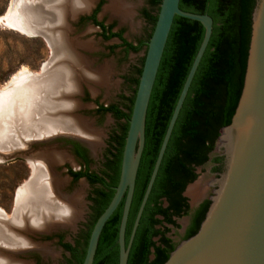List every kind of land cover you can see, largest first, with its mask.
<instances>
[{"label":"trees","instance_id":"obj_1","mask_svg":"<svg viewBox=\"0 0 264 264\" xmlns=\"http://www.w3.org/2000/svg\"><path fill=\"white\" fill-rule=\"evenodd\" d=\"M101 1L91 16L92 22L101 28L104 36L119 38L126 51L140 50L141 43L136 45L128 43L122 38L120 32H111L110 26L107 27L96 20L95 16ZM149 1L151 6L159 10L161 0ZM254 5L255 0L179 1V8L183 11L208 14L213 20L212 33L170 136L139 221L127 264H163L176 247V245H169V240L162 236V232L156 226L163 221L174 224L171 216L179 217L184 214L187 206L186 198L182 196V193L186 185L196 178L194 167L208 159V154L214 149L220 129L230 123L243 85ZM143 14L154 27L157 14L151 16L146 10ZM203 35L204 28L199 22L180 16L174 17L148 104L145 144L128 215L126 242L129 239L173 109ZM140 73L141 67L137 70L136 87ZM133 101L134 97L132 105ZM101 110H113L118 116H122L113 107ZM130 112L128 115L123 114L127 121ZM127 128L128 124L125 127L121 149L117 156L119 164L115 163L114 168L111 166L112 171L117 169L115 174L110 176L112 186L118 183L119 165ZM219 160L220 157L214 158L216 162ZM74 176L75 178L82 176L88 178L86 172L75 173ZM90 179L92 182L96 180L103 182L102 179L93 177ZM112 195H103L106 203H103L96 219L106 208ZM123 202L122 200L118 205L101 232L93 264H118V230ZM158 216H161L162 220ZM196 232L189 234L186 238ZM158 235L161 236L159 244L156 245L153 239ZM66 247L71 249L70 245ZM84 255L85 250L82 254H77L74 257V264H81Z\"/></svg>","mask_w":264,"mask_h":264},{"label":"water","instance_id":"obj_2","mask_svg":"<svg viewBox=\"0 0 264 264\" xmlns=\"http://www.w3.org/2000/svg\"><path fill=\"white\" fill-rule=\"evenodd\" d=\"M179 1L160 2L156 22L146 42L124 140L118 183L110 202L93 224L81 264H93L101 232L122 200L118 264H127L170 136L212 33L213 20L208 14L183 11L179 8ZM175 16L199 22L204 28V35L176 101L126 242L128 215L145 144L148 104ZM61 137L83 141L73 135L58 134L48 138V141L38 140L36 143L51 142ZM7 152H0V161L16 157L15 152ZM215 152H220L215 157L222 158V166L213 181L215 188L209 196L204 218L197 232L183 239L163 264H264V0H255L241 93L230 123L219 131L212 154Z\"/></svg>","mask_w":264,"mask_h":264},{"label":"bare ground","instance_id":"obj_3","mask_svg":"<svg viewBox=\"0 0 264 264\" xmlns=\"http://www.w3.org/2000/svg\"><path fill=\"white\" fill-rule=\"evenodd\" d=\"M92 4L93 0H13L8 14L0 18L3 25L23 33L45 35L53 50V58L39 74L23 70L0 88V152L8 153L18 147L23 149L19 153L22 154L33 140H47L58 134L76 135L94 151L100 146L101 133L85 118L72 115L79 107L73 91L78 93L81 76L89 83L106 86L109 82V67L90 70L89 62L77 53L78 47L88 44L69 37L68 19L87 11ZM132 8L126 0H108L104 11L125 22L131 19ZM15 87L21 92L15 94ZM26 154L31 176L17 190L15 214L7 217L0 209V264H30L19 260L14 250L31 247L46 253L45 245L39 246L42 243L33 242L29 234L26 238L23 233H49L63 226L74 228L82 217L83 187L66 195L62 191L66 181L54 170L69 156L51 148ZM186 193L193 200L199 198V182L190 185Z\"/></svg>","mask_w":264,"mask_h":264},{"label":"rangeland","instance_id":"obj_4","mask_svg":"<svg viewBox=\"0 0 264 264\" xmlns=\"http://www.w3.org/2000/svg\"><path fill=\"white\" fill-rule=\"evenodd\" d=\"M100 0H93L92 6L82 14H78L75 18L68 19V25L70 28L69 37L71 39H77L82 41L84 44H88L87 47H78L77 53L83 56L89 62L90 70H97L105 66L109 67V82L108 85H99L94 83H89L85 78H80L79 87L77 92L73 91V99L79 105V109L72 111L73 116H79L85 118L89 121L92 127L101 133L100 143L101 145L95 151L89 153L90 157V170L96 171L100 167L101 155L106 149L107 141L109 135L118 130L119 124L112 120L110 116L104 115L97 117L94 113L96 108L95 102H99L102 105H109L112 103H118L125 96L130 95L133 90L131 87V79L136 76V70L141 67L142 60L144 59V53L146 47H143L138 52L126 51L123 47L122 42L117 37H108L102 34L99 27L94 25L90 21L79 22L80 18L88 17L94 9L98 6ZM133 8V15L130 20L121 21L120 18L114 17L108 11H104V7L108 4V0H102L100 7L97 11V20L102 22L105 26L111 27V32L122 34V38L132 44H136L139 41L149 39L150 33L152 31V25H150L142 16V11L147 9L152 15H156L158 10L157 7H151L146 0H126ZM13 0H0V18L6 16L11 9ZM107 34V33H106ZM51 58H53V50L45 35L41 34H26L18 31L14 28L3 25L0 21V88L3 89L12 79V77L19 72L26 70L33 74H39L41 68L44 67ZM80 89V90H79ZM13 92H21L18 87L13 88ZM79 114V115H76ZM17 118L16 121H18ZM54 135L53 137H55ZM74 137L76 135H73ZM61 138H55L50 143L48 147L56 149L58 145L56 142ZM33 140V139H32ZM39 139H37L38 141ZM43 140V139H40ZM36 140H33L29 144L30 149L28 152L36 153L39 149L35 146ZM31 145V146H30ZM15 148L12 151L16 157L14 159H8L6 161H0V209L3 210L7 217L11 216L12 213L15 214L16 206V196L17 190L20 186L26 182L31 176V167L28 160L19 154L22 150ZM57 150V149H56ZM59 151L67 154L68 152L60 148ZM66 151V152H65ZM220 152L213 153L212 157L219 156ZM70 156V153L67 154ZM71 166H70V165ZM64 167H72L73 169H79L81 163L73 159V164L70 161H66L55 167V170L65 181L66 186L63 188L64 193L73 194L80 188L83 189V211L82 219L76 222L75 225H82L83 221L87 219L85 213V204L87 201V195L90 192L91 186L87 185L86 181L80 179L79 181L72 182L70 177L65 171ZM212 165L208 162L201 167H197L195 172L197 178L191 182L190 185L199 182L201 188V196L193 200L186 191L184 192L185 198L188 200L191 207H194L198 202L204 197L211 196L215 188L213 184L214 179L217 177L216 174L211 172ZM55 171V172H56ZM84 183V184H83ZM63 191V190H62ZM166 205V202H164ZM187 218H177L175 223L180 227L177 228L176 224H170L167 227V236L174 241V245H178L182 240L180 234L183 233V229L186 225ZM164 226L159 224L156 226L157 229H162ZM38 231L32 233H23L24 237L29 238L41 245L45 250V255L41 253L40 249L36 248H23L19 250H14L17 257L22 259V261H27L30 264H36V261H40L43 264H66L67 255L61 250L51 240L44 239V234H37ZM53 233V232H52ZM73 232L65 230L67 239L70 238ZM32 234V235H30ZM46 235V234H45ZM154 241L158 244V238ZM46 243V244H45ZM20 254H19V253ZM19 254V255H18ZM17 258V259H18ZM69 262V260H68Z\"/></svg>","mask_w":264,"mask_h":264},{"label":"flooded vegetation","instance_id":"obj_5","mask_svg":"<svg viewBox=\"0 0 264 264\" xmlns=\"http://www.w3.org/2000/svg\"><path fill=\"white\" fill-rule=\"evenodd\" d=\"M100 1H99V3H100ZM146 1L149 4V6H151L150 5V1L149 0H146ZM99 3H98V5H99ZM151 7H153V6H151ZM95 9H94V11H95ZM144 10L148 11L147 9H144ZM144 10L142 11L143 18L150 25H152V23L147 18H145L144 14H143ZM94 11L88 17L80 18L79 22H81V23L84 22V21L92 22L91 16L94 13ZM82 13L83 12H81V14ZM150 15L151 16H155V15H152V14H150ZM95 18L97 20V14H96ZM97 27H99V26H97ZM146 42H147V40H142V41L138 42V43H141V45H142L140 50L143 47H146ZM138 43H136V44H138ZM136 44H134V45H136ZM140 50H138V51H140ZM137 70H136V76L133 79H131V87H132L133 90L131 91L130 95L125 96L124 99L120 98V101L118 103H112V104H109V105H102L99 102H95L96 108L94 110V113H95V115L97 117L104 116V115L108 114L110 116V118H112V120H114L115 122H117L119 124L118 130L113 131L108 137L106 149L104 150V152L101 155L100 167L96 171H91L90 170L89 153H90V150L92 152L94 150L91 148V146H90V144L88 142H86L83 139H82L83 141H80V140L75 139V138H72V139L63 138V139L57 140V142H56L58 144L56 146L57 150L60 149V148H63L68 153H70L69 159L64 160L62 163H65L66 161H70L73 164V159L77 160V161H79L81 163V167L79 169H73L72 167H70V168L64 167L65 171L68 174V176L70 177L71 181L72 182H76V181H79L80 179H83V181L87 182V185L91 186L90 192L87 195V201H86L85 210H84L85 213H87V215H86L87 219L83 221V224L82 225H75L76 222H77L76 221L74 223V225H73L74 228L72 226L71 227L70 226L69 227H67V226L58 227V228H56L54 230H51V232L48 235H44V239L51 240L54 243H56L57 246L60 247L61 250L64 252V254L67 255V258H69V259H67L66 264H70V263L74 264V261H75L74 257L77 254H82L84 252V250H86V242L88 241V238H89L91 229L93 227V224L96 221V216L99 213L103 203H106V202H104L105 197H103V195L104 194H113L114 193V187L115 186H112L110 184V176L114 175L115 171H117V169L112 171L111 170V166H112V168H114V164L115 163L119 164V162H117V159H118L117 156H118L119 150L121 149V142H122L123 137H124L125 127L128 124V121L125 118V116H123V114L124 115H128L129 112H130V109H132L131 108L132 107V99H133V97L135 95V90H136L135 81L137 80ZM110 107H113L114 109H116L120 114H122V116H118L117 113L115 111H113V110L112 111L101 110L102 108H110ZM76 115H79V114H76ZM48 143H50V142H48ZM48 143H44V142L35 143V146L39 149L38 151L44 150L45 148L53 149L52 147H50V146L48 147L47 146ZM100 145H101V143H100ZM29 149H30V147L27 149V152H28ZM122 151H123V147H122ZM27 152L22 153V155L23 156L27 155L26 154ZM79 152L81 153L80 155H79ZM212 152H213V150L208 154V159L205 162H203L201 165H198V166L194 167V173L195 174H196L195 169L197 167H201V166H203L204 164H206L208 162L212 165L211 169H212L213 173L216 174V175L218 174V172L221 170L222 158H220V160L218 162L214 161L215 157L211 156ZM121 156H122V154H121ZM26 159L29 162V159L28 158H26ZM121 159H122V157H121ZM62 163H60V164H62ZM60 164H58V165H60ZM58 165H56V166H58ZM55 167H54V170H55ZM120 168H121V161H120V165H119V175H120ZM79 172H86L87 175H88V178L85 177V176H82V177H79V178H75L74 174L75 173H79ZM56 174H57V176L62 177L60 175L61 174L60 172L58 173L56 171ZM89 177L90 178L93 177V178H96V179H102L103 182L97 181V180L95 182H92ZM196 178H197V174H196ZM65 181H67L66 178H65ZM190 183H188L187 185H189ZM187 185H186V187H187ZM186 187H185V189H186ZM185 189H184L183 193L185 192ZM63 192H64V189H63ZM183 193H182V196H184ZM65 194L66 195H71L72 193L68 194V193L65 192ZM207 202L209 203V196L204 197L203 199H201L198 202V204L196 206L191 207L189 202H188V200L186 199L185 203H186L187 207L185 208V210L183 212L184 214H182L179 217L175 216V215L171 216L172 220L174 221V224H176L175 223V219H177V218H184V217L187 218L186 225H185V227H184V229L182 231L183 233L180 234L181 240L185 239L189 234H191V233H193V232L198 230L200 222L202 221L203 216H204V214L206 212V209H207V206H208ZM83 206H84V203H83ZM202 213H203V215H202ZM158 218L160 220H162L161 216H158ZM81 219H82V217H81ZM160 224H162L164 226L162 229H159L162 232V236L169 240V245L170 246L174 245V241H172L166 234L167 230L169 229L167 226L170 225V224L167 223V222H164V221L161 222ZM175 226L177 228L180 227L178 224H176ZM69 229L73 233L71 234L70 238L67 239L66 234H65V230H69ZM37 234H43V233H37ZM30 235H32V234H30ZM160 236L161 235H158L155 238H158V241H159L160 240ZM28 238H29V236H28ZM155 244L158 245L159 243L157 244L155 242ZM66 245H70L71 249L67 248ZM41 253H43V252H41ZM150 257L152 258V255ZM68 260H69V262H68ZM36 264H43V263L40 262V261H36Z\"/></svg>","mask_w":264,"mask_h":264}]
</instances>
